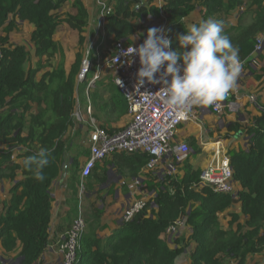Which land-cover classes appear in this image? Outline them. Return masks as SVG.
<instances>
[{
    "label": "trees",
    "instance_id": "1",
    "mask_svg": "<svg viewBox=\"0 0 264 264\" xmlns=\"http://www.w3.org/2000/svg\"><path fill=\"white\" fill-rule=\"evenodd\" d=\"M105 2L110 7L105 16L103 37L108 46L121 40L131 43V37L139 35V20L152 17L158 21L164 16L171 48L180 52L177 37L187 29L185 17L196 8L201 19L223 22L221 14L227 16L238 8L237 24H226L224 31L239 49L240 58L254 52L257 39L264 35V0H163L160 7L154 0ZM65 5L68 6L66 11L63 10ZM100 9L99 6L98 11ZM249 13L254 17L247 22ZM17 20L31 26L29 38L34 54L40 59L44 56L48 64L49 70L43 71L39 78L40 67L28 65L29 50L24 45L9 42L11 31L19 26ZM89 21L85 0H0V144L3 145L0 179L6 177L12 182L10 198L0 209V244L4 256L15 253L17 264H38L47 247L53 200L50 185L61 172L69 145L77 76L85 56L87 34L93 35V29H88ZM61 24L77 34L78 50L68 72L63 48L54 39ZM94 51L95 46L91 55ZM90 75L88 72L86 78ZM90 96L100 108L98 92H90ZM112 105L121 113L125 111L122 100ZM232 127L236 129L237 125L232 124ZM244 134L247 146L227 151L233 181L241 185L237 197L245 216L235 230L223 228L217 214L230 206L233 193H220L200 185L201 170L185 161L181 177L177 172L159 179L147 174L142 191L154 190L155 195L129 222L106 238L96 232L103 210L92 208L88 214L91 220L79 241L75 264H176L185 245L172 247L162 234L180 217L191 228L189 240L196 242L190 264H230L232 261L249 264L254 255H262L264 259V108L245 125ZM188 143L192 154L200 152L193 138ZM18 148L22 149L16 155L20 162L11 158ZM29 158L31 161L26 166ZM148 159L147 154L140 152L112 154V163L119 165L120 161V165L127 166L130 175H137ZM74 165H77L76 160ZM18 171L21 178L16 180ZM37 175L43 179H37ZM71 179L75 196L79 179L75 176ZM74 202L71 213H76ZM237 219L236 214H231L232 222ZM173 241L177 243L179 237ZM254 264H264V261Z\"/></svg>",
    "mask_w": 264,
    "mask_h": 264
},
{
    "label": "crops",
    "instance_id": "2",
    "mask_svg": "<svg viewBox=\"0 0 264 264\" xmlns=\"http://www.w3.org/2000/svg\"><path fill=\"white\" fill-rule=\"evenodd\" d=\"M162 1L163 0H154V3L160 7ZM85 3L90 13V5H92L91 0H85ZM96 5V14L92 15L90 13L88 26L89 31L91 28L93 29V35L90 36L88 32L85 49L93 45L98 37L96 34L97 30H99L97 27L99 16V5L97 4V0ZM235 11L238 12V8L235 9ZM236 16L237 14L233 15L232 11L224 18L225 24H237ZM164 19V16H161L159 20L161 21ZM200 19L201 13L198 8H196L185 17V26L187 27ZM17 21L19 26L22 24L28 25L26 22ZM143 31L144 30L141 28L138 29L139 37H142L147 30H145V32ZM101 37L104 36L101 35ZM137 39L138 38L134 35L131 37L132 42ZM241 59L244 61L242 70L237 78L235 88L231 91L230 97H228L229 100L234 102L236 107L235 110H226L222 114H215L209 107L200 106L196 109L195 117L192 120L181 123L177 128L175 138L178 141L185 140L189 142V139L193 138L200 148V152L189 155L186 160L194 169L201 170L212 159L211 151L201 148L200 144L202 141L212 142L220 139L226 153L230 149L247 146L244 127L246 124L250 123L252 117L260 115L261 108H264V47L262 51L258 53L252 52L247 57ZM71 62L69 63V60V64H65L64 62L67 72L73 63ZM45 70H49V67L38 72L37 78H39ZM96 71V68H90L88 72H90L91 75L88 78L79 80L77 77L74 108V111H77V115L73 116V126L69 131V145L62 162L61 172L50 185V192L53 195V200L51 203L49 238L47 247L38 264H58L61 259L58 247L72 219L78 214L79 207L88 218V214L92 208L97 207L103 210L99 217L100 226L96 229V232L99 237L106 238L114 231L121 229L123 224L122 211L126 203L131 198L145 192V190L142 191V186H144V183L148 179V173H146L145 167L142 166L138 170L137 175H130L127 166L124 164L120 165V161H118L119 165H116L114 162L112 163V155H110L104 160L97 161L90 175L82 179L85 186L84 191L80 192L79 183H76L75 187L77 188V194L75 196L72 195L74 182L71 178L75 176L79 179V182L81 181L80 169L85 158L89 155V131L97 125L105 126L110 130L117 129L123 126L128 120L127 103L113 82V70L109 68H104L101 71L99 70L98 76L94 78ZM82 84H85V87L81 91L80 86ZM91 86L99 87V90L95 91H97L100 96L98 104L101 109L98 105L93 103L90 96ZM251 97H253V100ZM118 99L122 100L123 106L125 107V111L122 113L118 108L112 105V102ZM81 100L82 102L84 101V107L80 104ZM107 102H110V104ZM119 106H122V104L119 103ZM103 107H105V109H102ZM76 120L78 122H76ZM232 124L237 125V128L234 129ZM211 145L212 144L209 146ZM2 146L3 145L0 144V149L3 148ZM18 149V151L16 149L12 154L11 158L20 162L21 159H18L16 155L22 152V149ZM74 160H76L77 165H74ZM172 163L173 159L168 155L159 163V168L166 169L168 165ZM183 164L184 162L179 164L175 163L172 173L177 172L178 176H183ZM119 166L122 168L118 169ZM20 178L21 172L18 171L16 180ZM11 186L12 182L10 179L6 177L0 179V209L3 206V202L10 198ZM130 186H132V188ZM233 189L234 199L232 203L224 211H220L217 214L219 223L223 228L231 227L235 230L238 222H244L245 216L241 213L240 201L237 197V191L241 189V185L238 181H233ZM74 201H76V213H71V207L75 205ZM84 207L86 209H84ZM233 213L237 215L238 219L232 222L231 214ZM85 215L83 216L87 227L88 218L86 219ZM89 220H91V218ZM190 233V226L186 225L184 222L180 225L178 233L176 234V237H179L177 243H173L176 237L172 240L169 234H162V237L165 238L172 247H182L185 245L176 259V264H190V254L196 246V242L193 239L189 240ZM13 255V253L9 254V256ZM3 256L4 249L0 244V259H2ZM263 261L262 255H254L250 257L249 264H254L255 262L262 263ZM230 264H235V262L232 261Z\"/></svg>",
    "mask_w": 264,
    "mask_h": 264
},
{
    "label": "built area",
    "instance_id": "3",
    "mask_svg": "<svg viewBox=\"0 0 264 264\" xmlns=\"http://www.w3.org/2000/svg\"><path fill=\"white\" fill-rule=\"evenodd\" d=\"M97 4L101 8L97 22L99 30L96 34L98 37L93 45L85 49V56L77 77L79 80L86 79V74L90 68L97 69L94 78L98 76L99 70L112 69L113 82L127 103L128 120L117 129L110 130L105 126L97 125L89 131V155L85 158L80 169V192H83L85 187L82 179L90 175L95 163L104 160L113 153L140 152L147 154L149 159L144 166L146 173L158 177V179L162 175L172 173L174 164L186 161L192 152V148L187 141H178L175 138L177 128L181 123L192 120L195 117L196 109L200 107H194L188 114L177 113L163 103L161 99L163 92L160 89V84L145 83L137 87L135 74L140 67L138 57L135 54L124 56L122 53L130 45L136 47L141 44L145 39L146 32L142 37L134 35L138 39L131 43L121 40L114 45H106L101 35L105 36V16L109 13L110 7L105 0H97ZM242 8L241 6L240 9ZM151 27L163 28L165 35L169 38L166 32L165 19L161 20L156 26H149V28ZM93 46H95V51L91 55ZM263 47L264 35H261L257 39L254 52L262 51ZM115 56L117 57L116 62ZM241 61L244 64L243 59ZM117 78L121 81L120 84H117ZM230 94L231 92L222 101L209 106L212 112L222 114L226 110L234 111L235 104L228 99ZM251 98L253 100V97ZM75 115H77V111L73 112V116ZM210 144L212 145L209 146ZM200 145L201 148L211 151L212 159L201 169L198 183L207 185L216 192L233 193V169L229 155L225 152L221 140L202 141ZM168 155L172 157L173 163L169 164L166 169H160L159 163ZM130 187L132 188V186ZM154 195L155 192L152 190L131 198L122 211V223L129 222ZM83 215L79 207L78 214L72 219L58 247L61 255L58 264H75L79 241L86 230V221ZM182 223H184V218L180 217L167 228L165 233L169 234L170 239L173 240L176 237Z\"/></svg>",
    "mask_w": 264,
    "mask_h": 264
},
{
    "label": "clouds",
    "instance_id": "4",
    "mask_svg": "<svg viewBox=\"0 0 264 264\" xmlns=\"http://www.w3.org/2000/svg\"><path fill=\"white\" fill-rule=\"evenodd\" d=\"M177 40L180 52L171 48L163 28L151 27L141 44L123 51L124 56L138 57L136 86L160 84L163 103L182 114L222 101L235 88L243 67L239 49L225 34L224 22L201 19L188 25ZM30 161L31 158L26 166ZM37 179L43 176L37 175Z\"/></svg>",
    "mask_w": 264,
    "mask_h": 264
},
{
    "label": "rangeland",
    "instance_id": "5",
    "mask_svg": "<svg viewBox=\"0 0 264 264\" xmlns=\"http://www.w3.org/2000/svg\"><path fill=\"white\" fill-rule=\"evenodd\" d=\"M247 2L250 0H246ZM91 10L90 13L92 15L96 14V2L95 0H91ZM138 5V4H137ZM136 5V6H137ZM247 5V4H246ZM247 7V6H246ZM68 9V6L65 5L63 10L66 11ZM237 14V12L235 10H233V15ZM221 16L223 18H226V15L221 14ZM254 17L253 13H249L246 15V21L249 22L252 20V18ZM237 19V16H236ZM159 23V21H156L155 19L152 20V17H150L149 19H141L138 21V25L140 26L141 29H143L145 32V30H147V28H149V26H156ZM227 24V23H226ZM224 22V29L227 28L228 25H226ZM31 27L28 24H22L19 27L15 28L14 30L11 31L10 35H9V42H11L12 44H19V45H24L30 52L31 54V58L30 61L28 62V65L31 66L32 68H36L37 66H39L40 68H38L40 71L43 69H46L48 64L46 63V59L43 56L41 59L37 56H35L34 54V47L33 44L30 42V32H31ZM54 38L55 40H57L65 53V64H69L72 60L73 62V57L74 53H76V51L78 50V42H77V34L75 31L70 30V28L65 25V24H61V26L57 27L55 33H54ZM40 59V60H39ZM69 60V63H68ZM71 62V63H72ZM39 71V72H40ZM85 87V84H82L80 86V90L82 91V89ZM95 90H99V87L97 86H91L90 87V91L93 92ZM80 104L82 107H84V101L82 102V100L80 101ZM81 110V109H80ZM76 122H78L76 120ZM192 154V153H191ZM84 209H86L84 207ZM84 214V212H82ZM85 215V214H84ZM86 217V215H85ZM88 217H86L87 219ZM89 220V218L87 219ZM87 227H88V222H87ZM86 227V228H87ZM13 256H3L2 259H0L2 264H17L18 260H15V253H13Z\"/></svg>",
    "mask_w": 264,
    "mask_h": 264
},
{
    "label": "water",
    "instance_id": "6",
    "mask_svg": "<svg viewBox=\"0 0 264 264\" xmlns=\"http://www.w3.org/2000/svg\"><path fill=\"white\" fill-rule=\"evenodd\" d=\"M140 1H142V0H140ZM137 6H135V8H136Z\"/></svg>",
    "mask_w": 264,
    "mask_h": 264
}]
</instances>
